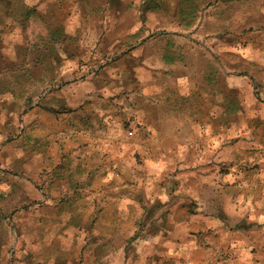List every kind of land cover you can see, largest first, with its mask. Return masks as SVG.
Segmentation results:
<instances>
[{
  "label": "rangeland",
  "instance_id": "1",
  "mask_svg": "<svg viewBox=\"0 0 264 264\" xmlns=\"http://www.w3.org/2000/svg\"><path fill=\"white\" fill-rule=\"evenodd\" d=\"M167 1L0 0V264L37 262L38 256L28 252L31 240H59L65 234L61 227L44 229L34 221L14 219L18 211L28 215L29 204L77 197L60 192L65 165L52 158L55 141L62 148L68 138H77L63 126L84 125L90 139L106 136V127L113 126V141L129 147L131 158L121 169L118 160L106 158V146L98 149L102 184L125 183L129 177L125 184L139 186L146 176L150 187L162 185L164 166L156 159L160 148L139 146L141 138L150 143L152 135H140L139 114L147 107L165 109L164 121L190 119L201 128L198 148L177 147L171 157L162 149L165 158H180L190 150L203 154L204 140L210 143L207 162L166 168L216 175L215 189L207 192L208 185L199 195L207 208L198 211L193 203L190 213L238 222L249 237L264 229V221L252 222V191L244 196V211L235 205L242 198L235 194L240 173L251 187L264 179V99L256 100L263 93L264 35L241 25L245 14L264 16V6L261 0H180V13L174 11L180 17L173 18L172 0ZM178 26L195 30L181 34V50L172 51L178 36L162 33ZM163 54L168 65L158 62L163 63ZM202 90L209 93L211 108L205 103L209 97H197ZM100 121L102 128L94 129ZM193 133L184 132L187 137ZM85 150L92 154L93 149ZM92 167L88 163L84 170ZM220 181L233 187L228 201L220 194ZM228 203L234 207L226 209ZM144 214L134 212L138 224ZM244 260L252 264L247 253Z\"/></svg>",
  "mask_w": 264,
  "mask_h": 264
},
{
  "label": "crops",
  "instance_id": "2",
  "mask_svg": "<svg viewBox=\"0 0 264 264\" xmlns=\"http://www.w3.org/2000/svg\"><path fill=\"white\" fill-rule=\"evenodd\" d=\"M261 2L264 6V0ZM262 8L261 12H264ZM160 9L157 7V10ZM172 9L173 18L176 16L179 18L180 14L175 15L174 11L180 13V0H172ZM246 9L244 7L241 11L246 13ZM256 14V16L245 14L241 25L245 26V29L264 35V16L261 13ZM194 30L182 31L178 26L164 31L162 36L169 38L177 35L178 40L176 42L172 40L174 41L172 51H179L182 43L181 34L191 33ZM192 43L191 40L188 41V47L191 49L194 45ZM195 47L193 51L197 50V46ZM167 49L166 46L164 51ZM163 55V63L159 58L158 62L161 65H168L165 60L170 59L169 57L165 59L166 55ZM261 83L263 93H260L256 100L264 99V81L259 82ZM207 94L209 93L202 90L197 97L202 100L209 97L205 103H208L211 108V97ZM178 95L179 93L177 98ZM147 108L139 114L140 135L149 137V132H152V135L150 143L148 139L145 138L143 141L141 138L139 146L160 148L156 159L162 162L165 169L162 172L164 180L162 185L150 187L146 183V176L144 177L145 183L140 182L139 186L125 184L127 180L131 181L129 177H126L125 183H120L119 180L115 183L110 181L102 184V171L99 167L102 163L100 155L102 151L98 149L106 146L108 148L105 152L107 153L106 158H109V162L118 160V166L121 169L128 158H131L129 147L113 141L116 136L113 126L106 127V130L110 131L106 136L98 135L91 139L86 138L84 125L77 123L76 126L61 127V130L76 132L77 138H68L66 142L64 141L62 148H59L57 141L54 142L56 146L52 148V158L65 165L61 173L62 186L59 189L62 194L77 195V197L69 198L70 201L62 203L29 204L28 215H21L25 212L24 210L14 215V219L25 218L34 221L44 229L61 227L65 233L59 240L53 237V239L49 238L44 241L32 239V246L28 252L32 255L36 254L38 261L32 263L29 260L26 264H185L186 261L190 262L189 264H244L246 253L251 257L252 264H264V229L255 236L256 230H254L253 235L249 237L244 233L242 224L238 222L233 224L224 219L211 217L205 219L201 213H190L195 204L200 206L198 211L207 208V204L201 201L199 195H202V190L208 185L207 192L215 189L211 188L214 185L213 180L216 179L212 171L198 172V170L190 169L177 172L176 169L169 172L166 169L171 164L176 167L177 163L197 167L200 160L207 162L208 158H212L210 143L207 139L204 140L203 154L192 153L190 150L186 156L180 154V158L183 159L181 160L180 158H165V154L162 153L163 149L167 152L166 155L171 157L174 155L173 150L177 147L198 148L201 140L198 139L201 136L198 123L190 122V119L182 122L164 121L161 115L167 114L165 109L157 108L155 111L154 108ZM101 123L100 121L99 126L94 129H101ZM103 128L105 130V127ZM94 129L92 130L96 132L97 130ZM187 130H194L193 136L187 137L188 135L184 134ZM169 131L172 133L170 134ZM86 147L93 149L92 154L86 153ZM145 155L148 154L145 153ZM161 156L164 158H159ZM176 156L177 154L174 157ZM91 162L93 163L92 170L85 171V166ZM261 164L264 178V159ZM159 175L161 177V173ZM140 176L142 179L144 175L141 173ZM220 177L222 180V175ZM180 179L184 181L181 183ZM238 179L240 182L238 180L236 182L235 194L242 198H236L240 200L235 204L236 209L244 211V196L252 191L255 196L253 204L256 212V217L252 222L258 219L259 222L264 221V179L259 183H253L252 187L245 184L244 173H240ZM220 186V194L226 196L228 201L229 192L233 187L230 189L227 181H220ZM54 189L55 186L52 193ZM229 203L226 207L228 210L234 207ZM137 210L145 212L139 224L134 219V212ZM137 231H140L138 238L135 236ZM43 242L45 244L50 242V244L39 249L38 244L42 245Z\"/></svg>",
  "mask_w": 264,
  "mask_h": 264
}]
</instances>
